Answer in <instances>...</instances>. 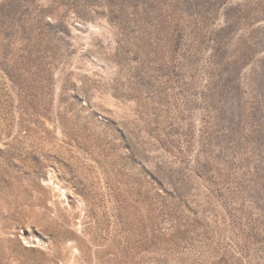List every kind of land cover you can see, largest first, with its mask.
<instances>
[{"label": "rangeland", "instance_id": "obj_1", "mask_svg": "<svg viewBox=\"0 0 264 264\" xmlns=\"http://www.w3.org/2000/svg\"><path fill=\"white\" fill-rule=\"evenodd\" d=\"M0 264H264V0H0Z\"/></svg>", "mask_w": 264, "mask_h": 264}]
</instances>
